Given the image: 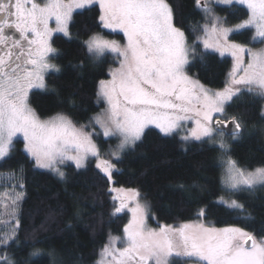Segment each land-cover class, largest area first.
<instances>
[{"label": "snow or ice", "instance_id": "6c2138e0", "mask_svg": "<svg viewBox=\"0 0 264 264\" xmlns=\"http://www.w3.org/2000/svg\"><path fill=\"white\" fill-rule=\"evenodd\" d=\"M232 4L233 0H219ZM246 5L248 18L234 28L224 27L221 19L211 16V26H203L205 48L229 53L233 68L223 90H213L187 75L189 47L185 32L175 22V14L168 0H0V45L9 47L7 58L0 56V159L9 155L13 138L21 134L24 150L34 159L37 167L51 169L59 177L65 173L58 165L72 161L82 168L89 156L97 157L99 168L111 180L116 165L110 159H100V149L93 141L95 131L77 127L63 114L42 120L29 102L32 88L46 87L45 74L59 71L49 62L56 49L51 45L54 31L68 35V25L75 9L98 3L99 22L107 29L120 31L126 38L122 46L116 40L93 35L85 41L88 51L100 54L105 50L115 53L119 67L110 70L111 79L100 81L98 95L108 104L102 115L94 118L105 137L119 136L120 143L112 156L119 159L126 149L141 140L145 129L154 125L164 135L181 129L192 121L194 127L186 129L184 141H212L222 151L229 145L223 139L225 122L214 121V114H225V106L241 94L242 90L264 98V49L253 51L245 45L229 41V33L254 28L253 40L264 43V0H237ZM198 8L211 14L209 0H195ZM54 18L56 28L49 27ZM15 29L19 38L7 34ZM211 41V42H210ZM26 45V46H25ZM21 55L15 59L12 50ZM250 57L247 64L243 56ZM231 135L236 139L243 125L233 116ZM220 131V139L215 140ZM223 182L233 191L264 187V167L246 170L229 158ZM23 187V185H19ZM123 193L115 213L128 207L125 201L135 202L130 209L132 219L124 227L127 247L110 248L106 245L103 256H112L116 264H169V257L194 259L195 264H264V238L256 237L239 227L215 228L203 223L181 224L179 227L161 226L159 231L147 229L146 205L138 202L136 189H110ZM23 192L12 194L10 204H4L7 213L15 217V227L0 235V245L7 247L17 239L20 226L18 205ZM221 202L230 208L243 209L237 200ZM199 216L204 215L201 209ZM119 241L120 238H112ZM39 249L30 256L40 255ZM0 264H17L7 253L0 254ZM103 264V259L101 261Z\"/></svg>", "mask_w": 264, "mask_h": 264}, {"label": "trees", "instance_id": "16d2710c", "mask_svg": "<svg viewBox=\"0 0 264 264\" xmlns=\"http://www.w3.org/2000/svg\"><path fill=\"white\" fill-rule=\"evenodd\" d=\"M168 2L176 25L184 30L192 46L190 73L210 88L225 87L231 58L205 48L198 40L208 15L195 0ZM211 7L225 25H233L249 14L247 7L238 3L212 2ZM99 15L97 3L77 10L69 23V34L53 36L56 53L52 60L59 71L48 72L47 87L34 89L29 95V103L41 117L66 113L76 123H86L106 108V101L98 95L100 81L111 79L110 70L117 61L110 53L96 59L85 41L100 34L122 44L125 37L120 31L104 28ZM253 36V28H245L231 33L230 39L259 44ZM226 114L237 116L243 125L236 139L223 132L229 145L227 152L209 140L186 142L180 130L166 136L150 126L134 147L114 159L116 171L111 180L97 168L94 159L83 168L67 163L61 178L37 167L24 150V139L15 140L11 153L0 162V173L16 174L24 183L25 194L17 239L7 247L0 245V254L7 253L17 264H93L127 221V213H115L119 199H113L111 184L138 190L154 225L201 218L198 213L203 209L202 218L213 225L239 227L264 238V187L233 191L223 182L229 158L246 169L264 166V98L242 90L226 104ZM95 138L103 148L117 141L115 136L107 138L98 132ZM221 196L239 200L244 208H230L218 201ZM36 249L41 254L30 256Z\"/></svg>", "mask_w": 264, "mask_h": 264}, {"label": "rangeland", "instance_id": "374dc122", "mask_svg": "<svg viewBox=\"0 0 264 264\" xmlns=\"http://www.w3.org/2000/svg\"><path fill=\"white\" fill-rule=\"evenodd\" d=\"M215 3V4H224V3H222V2H219V0H209V6H210V8L212 9V7H211V3ZM233 3H238L237 2V0H233ZM98 4V3H97ZM239 4V3H238ZM240 5V4H239ZM89 6H91V5H89ZM244 6H246V5H244ZM247 7V6H246ZM83 9V8H82ZM77 10H80V9H75L74 11H73V13L75 12V11H77ZM207 15H208V18H206V22L204 23V25L205 24H208L209 26H211V23H212V19H211V16H215L214 14H213V12L211 13V14H208V13H206ZM72 16H73V14H72ZM207 17V16H206ZM248 17H246L245 19H243V20H240L239 22H237V23H235V24H233V25H225L222 21H221V23L223 24V26L224 27H229V28H234L236 25H238V24H240V23H242L243 21H245L246 19H247ZM54 21V22H53ZM71 21V20H70ZM70 23V22H69ZM49 27L50 28H52V29H55L56 28V23H55V20H54V18L52 19V20H50V22H49ZM179 27V26H178ZM69 25H68V33H69ZM183 30V29H182ZM241 30V29H240ZM253 30H254V35H255V29L253 28ZM184 31V30H183ZM56 33H63V32H59V31H54L53 33H52V36H51V45H52V38H53V36L56 34ZM233 33V32H232ZM96 35H100V34H96ZM203 35H204V33L202 34V35H200L199 37H203ZM230 35H231V33H229V36H228V39H229V41H231V42H234V43H238V44H242V45H245L247 48H250V49H252L253 51H258V50H260V49H264V43H261L259 40H255V41H257V42H259V44H246V43H240V42H236V41H234V40H232V39H230ZM101 36V35H100ZM185 36H186V43H187V46L189 47V53L191 52V48H192V46H191V44L189 43V41H188V38H187V35H186V33H185ZM101 37H103L104 39H106V40H113V39H109V38H105L104 36H101ZM199 41H201L202 43H203V40L202 39H198ZM211 42V41H210ZM126 43V38H125V41L121 44L122 46L124 45ZM203 45H204V43H203ZM52 47H53V45H52ZM53 48H55V47H53ZM207 49H209V50H212V51H215V52H217V53H219V54H221V52L220 51H218V50H216V49H214V48H207ZM56 53V52H55ZM107 53H110V54H112L114 57H115V59H116V61H117V63L112 67V69L111 70H113V69H116V68H118L119 67V60H120V57H118L115 53H113L112 51H110V50H105L104 52H102V53H100V54H93V53H91L92 55H93V57H95L96 59H101L103 56H105ZM222 55V54H221ZM223 56H229L230 58H231V61H232V66H231V70H232V68H233V64H234V60H233V58H232V56L229 54V53H227V52H225L224 54H223ZM52 57H53V54H51V56H50V58H49V62L50 63H52V64H55V62L52 60ZM243 59H244V63L245 64H247L248 63V61H249V59H250V57L248 56V54L247 53H245L244 54V56H243ZM188 60H189V63L187 64V66H186V68H185V71H186V73H187V75L188 76H190L192 79H194V80H198L201 84H203L204 85V83L196 76V75H194V74H192V73H190V71L188 70V66H189V64H190V62H191V56H190V54H189V56H188ZM56 65V64H55ZM57 66V65H56ZM50 72V71H49ZM231 72V71H230ZM46 75H47V73L45 74V77H44V82H45V85H46V87H47V80H46ZM106 81V80H105ZM207 88H210V87H208L207 85H205ZM46 87H44V88H40V89H45ZM34 89H38V87H36V88H32L30 91H29V95H30V92H32V90H34ZM210 89H213V90H223L224 89V87L223 88H210ZM102 98V97H101ZM103 99V98H102ZM28 102H29V99H28ZM107 103V102H106ZM30 104V103H29ZM30 106H31V104H30ZM32 107V106H31ZM33 108V107H32ZM107 108H108V104H106V108L104 109V110H102V111H100V112H96V114L93 116V118H92V120H90V121H88V122H86V123H76V121L71 117V116H69L68 114H66V113H55V114H53V115H50V116H47V117H41L37 112V114H38V116L42 119V120H45V119H49V118H51V117H53V116H55V115H57V114H63V115H65V116H67L72 122H73V124H75L77 127H81V126H83L84 127V129H85V131H89V132H92L93 130L95 131V133H97L98 132V134L100 133V134H102L103 135V130H102V128L99 126V125H97L96 123H95V120H94V118L96 117V116H99V115H102L103 113H105V111L107 110ZM34 109V108H33ZM217 117H222V118H225V119H227V118H230L231 116L230 115H227L226 114V106H225V114H214V117H213V119L215 120V118H217ZM150 126H154V125H150ZM149 126V127H150ZM195 125H194V123L192 122V121H188V122H186V123H184L183 124V126L181 127V129H180V131H181V133H182V136H184V135H186L187 133H186V129H190V128H192V127H194ZM155 127V126H154ZM147 129V128H146ZM145 129V130H146ZM104 136V135H103ZM105 137V136H104ZM112 137V136H111ZM115 137H117V141L115 142V143H112V142H108L107 143V146H105V148H103L98 142H97V140H96V138H95V135L92 137V139H93V141L98 145V147H99V149H100V159H110L111 161H112V163H113V161H114V159H117L116 157H114V156H112L111 155V153L113 152V151H115L116 150V147H117V145L120 143V137L119 136H115ZM107 138H109V137H107ZM215 138V140H219L220 139V134H219V131L217 132V134H216V136L214 137ZM17 139H24L23 138V136L21 135V134H17V136H15L14 138H13V143H12V147L14 146V144H15V140H17ZM126 149H128V148H126ZM125 149V150H126ZM124 150V151H125ZM11 151H12V148H11ZM11 151H10V153H11ZM123 151V152H124ZM123 152L120 154V156L119 157H121V155L123 154ZM9 153V154H10ZM7 157V156H6ZM5 157V158H6ZM5 158H3V159H5ZM3 159H0V162L3 160ZM92 159H94V163H95V165H97V162H98V160H97V157H93V156H89L88 157V159H87V161H86V163H85V166L84 167H86L88 164H89V162L92 160ZM67 163H72V164H74L72 161H65L64 163H62V164H60V165H58V167H60V169L64 172L65 171V168H64V166L67 164ZM237 163V162H236ZM75 165V164H74ZM238 165V164H237ZM239 166V165H238ZM240 167V166H239ZM261 167H264V166H261ZM83 168V167H82ZM227 168V167H226ZM242 168V167H241ZM256 168H259V167H256ZM256 168H254V169H256ZM244 169H246V168H244ZM254 169H246V170H249V171H251V170H254ZM49 170H51V169H49ZM52 172H54L53 170H51ZM225 172H226V169H225ZM55 173V172H54ZM56 174V173H55ZM57 175V174H56ZM106 175V174H105ZM113 176V175H112ZM112 178V177H111ZM23 185L24 186V183H23V181L21 180V179H19L18 177H17V175L16 174H14V173H10V172H1L0 173V235H2V234H5V233H9L10 231H11V229L13 228V227H15V223H14V221H15V217H12V216H10L8 213H7V211L5 210V208H4V204H10L11 203V201H10V199H9V197L12 195V194H14V193H20V192H23L24 194H25V192H24V189H22L23 187H20L19 185ZM225 184V183H224ZM226 185V184H225ZM227 186V185H226ZM259 187V186H258ZM112 188H115V189H131V188H126V187H121V186H118V185H115V184H111V189ZM124 194L123 193H117V192H113V197L114 196H123ZM24 197V196H23ZM221 198H223V200L224 201H231V200H236V199H234V198H230V197H228L227 198V196H221V197H219V199H218V201H220L221 202ZM23 200V199H22ZM239 203H241L239 200H237ZM127 204H128V207L127 208H125V209H123L122 211L124 212V213H127V221H126V224L125 225H127L128 224V222H129V220H131L132 219V213H131V211H130V209L132 208V207H135V202H133V201H125ZM138 202L141 204V205H146L147 206V208H146V216H145V224H146V227H147V229H155V230H157V231H159V229H160V227L161 226H157V225H154L151 221H150V211H149V209H148V205H147V203L144 201V199H142V197L139 195V197H138ZM120 203H121V201H120V199H119V205H118V203H117V207H119L120 206ZM226 204V203H225ZM242 204V203H241ZM20 205H21V202L19 203V205H18V209H17V211H18V218H19V209H20ZM228 205V204H227ZM117 207H115V208H117ZM20 220V219H19ZM185 223H190V224H196V223H203L205 226H208V227H215V228H225V226H217V225H213V224H211V223H209V222H207L204 218H197V219H191V220H185V221H182V222H180L179 224H176V225H174V224H170V225H164V226H173V227H179L181 224H185ZM125 227V226H124ZM117 237H119L120 238V240L119 241H114L112 238H117ZM256 237V239L257 240H260L261 238L260 237H257V236H255ZM106 245H109L110 246V248H119V249H123V248H125V247H127V243H126V240H125V233H124V228H123V230H122V232L121 233H118V234H113V236H111V238L108 240V242H107V244ZM105 245V246H106ZM103 250H104V248L102 249V251H101V253L99 254V256H98V258L97 259H95V261L93 262V264H101V261H102V259H103V264H116V262H115V260L112 258V256H103L102 257V253H103ZM180 261V260H182V261H184L185 262V264H195V261H194V259H189V258H186V257H182V256H171V257H169V264H173L175 261ZM149 264H154V262H152V261H150L149 262Z\"/></svg>", "mask_w": 264, "mask_h": 264}, {"label": "flooded vegetation", "instance_id": "af4514ba", "mask_svg": "<svg viewBox=\"0 0 264 264\" xmlns=\"http://www.w3.org/2000/svg\"><path fill=\"white\" fill-rule=\"evenodd\" d=\"M37 3H43L44 0H36ZM54 22V21H53ZM7 34L10 35V36H13L15 38H19V33L15 31V29H9L7 30ZM26 46V45H25ZM10 47V45H9ZM9 47H5L4 45H0V56H5V58H7V54L9 52ZM17 55H21L19 49H13L12 50V56H13V59H15V57Z\"/></svg>", "mask_w": 264, "mask_h": 264}, {"label": "water", "instance_id": "95a60500", "mask_svg": "<svg viewBox=\"0 0 264 264\" xmlns=\"http://www.w3.org/2000/svg\"><path fill=\"white\" fill-rule=\"evenodd\" d=\"M235 116V115H234ZM231 117H233V116H231ZM235 117H237V116H235ZM216 119H219V120H221V121H224L225 122V127H223L220 131H222V132H224V133H227V134H231V127H232V125H231V123H230V121H229V118H227V119H225V118H222V117H217V118H215V120ZM238 119V118H237ZM214 120V121H215ZM242 132V131H241Z\"/></svg>", "mask_w": 264, "mask_h": 264}]
</instances>
